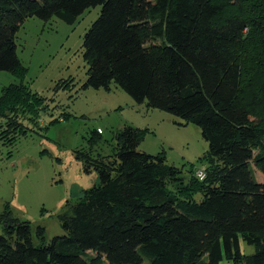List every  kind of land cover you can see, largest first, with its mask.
I'll use <instances>...</instances> for the list:
<instances>
[{
  "label": "trees",
  "instance_id": "1",
  "mask_svg": "<svg viewBox=\"0 0 264 264\" xmlns=\"http://www.w3.org/2000/svg\"><path fill=\"white\" fill-rule=\"evenodd\" d=\"M97 6L83 87L114 82L197 126L204 177L185 182L163 154L138 151L141 130L127 125L111 155L76 152L98 182L58 214L62 235L48 241L45 228L0 212V264H264V182L251 167L264 179V0H0V70L22 74L15 38L26 19L72 25ZM41 108L26 85L2 88L1 139L25 136ZM99 142L92 132L90 149Z\"/></svg>",
  "mask_w": 264,
  "mask_h": 264
},
{
  "label": "rangeland",
  "instance_id": "2",
  "mask_svg": "<svg viewBox=\"0 0 264 264\" xmlns=\"http://www.w3.org/2000/svg\"><path fill=\"white\" fill-rule=\"evenodd\" d=\"M100 11V6L88 8L72 25L55 17L47 22L26 19L15 38L22 74L0 70V92L12 83L26 85L43 107L36 124L24 122L26 135L12 144L1 139L0 118V212L7 207L16 219L45 228L48 241L64 233L57 216L68 210L67 203H75L82 190L98 182L93 169L85 172L76 152L93 158L111 155L115 133L127 125L141 130L138 151L163 154L166 164L181 170L185 182L192 172L204 170L208 143L197 126L166 111L146 109L114 82L108 89L83 87L88 68L84 34ZM97 129L101 142L90 149L88 140ZM251 167L255 179L264 182ZM238 243L241 254L254 253V246ZM92 257L88 252L87 260Z\"/></svg>",
  "mask_w": 264,
  "mask_h": 264
},
{
  "label": "built area",
  "instance_id": "3",
  "mask_svg": "<svg viewBox=\"0 0 264 264\" xmlns=\"http://www.w3.org/2000/svg\"><path fill=\"white\" fill-rule=\"evenodd\" d=\"M98 134H101V130L100 129H97L96 131ZM196 176L201 180L203 179L204 177V174H203V170H198L197 173H196Z\"/></svg>",
  "mask_w": 264,
  "mask_h": 264
}]
</instances>
